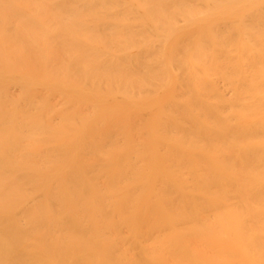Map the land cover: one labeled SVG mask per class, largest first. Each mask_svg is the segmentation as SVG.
I'll use <instances>...</instances> for the list:
<instances>
[{
	"label": "bare ground",
	"instance_id": "obj_1",
	"mask_svg": "<svg viewBox=\"0 0 264 264\" xmlns=\"http://www.w3.org/2000/svg\"><path fill=\"white\" fill-rule=\"evenodd\" d=\"M0 264H264V0H0Z\"/></svg>",
	"mask_w": 264,
	"mask_h": 264
}]
</instances>
